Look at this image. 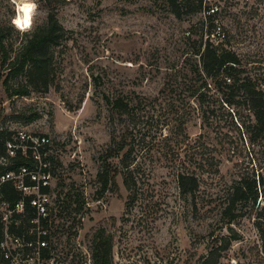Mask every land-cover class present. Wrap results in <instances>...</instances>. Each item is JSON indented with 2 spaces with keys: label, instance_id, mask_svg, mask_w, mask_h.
I'll return each instance as SVG.
<instances>
[{
  "label": "rangeland",
  "instance_id": "obj_1",
  "mask_svg": "<svg viewBox=\"0 0 264 264\" xmlns=\"http://www.w3.org/2000/svg\"><path fill=\"white\" fill-rule=\"evenodd\" d=\"M205 1L221 7L226 34L223 44L210 38L264 81V0ZM28 3L36 5L31 24L20 28L14 18ZM202 11L184 8L178 17L165 0H0V21L20 29L9 35L16 48L23 31L45 25L50 13L67 29L48 90L11 94L21 78L9 81V91L0 86V130L49 137L43 148L52 160V201H65L60 244L73 255L68 264L91 258L99 229L113 238V264H203L224 237L237 239L216 264H264V222L258 229L253 213L229 225L219 212L217 194L233 179L240 145L215 82L200 88ZM115 97L129 104L128 116L112 113L106 101ZM114 134L127 138L135 184L129 190L118 173L101 195L97 175ZM204 142L220 155L221 175L202 178L196 208L180 192L177 169ZM122 155L111 159L119 170Z\"/></svg>",
  "mask_w": 264,
  "mask_h": 264
},
{
  "label": "trees",
  "instance_id": "obj_2",
  "mask_svg": "<svg viewBox=\"0 0 264 264\" xmlns=\"http://www.w3.org/2000/svg\"><path fill=\"white\" fill-rule=\"evenodd\" d=\"M46 4L50 0H44ZM171 11L178 17L182 10L198 12L204 10V0H165ZM206 2V1H205ZM209 20L201 23L198 30L209 34L203 41L202 34L200 45L195 49L199 56L200 69L196 71L200 85L209 90V79L215 82L217 91L223 96V103L230 107L232 113L230 124L237 132L239 142L235 153L239 158L234 161L233 179L225 183L219 189L217 196L221 218L226 224H235L239 219L256 214L255 224L263 230L264 222V81L256 72L250 71L241 57L232 49L223 47L224 41L215 44L210 35L216 30L215 16L210 14ZM13 30L20 32L14 24H4L0 21V86L4 84L6 90H10L11 79L21 78L12 90L13 95H27L31 90H48L53 82L54 54L58 46L66 40L67 29L59 21L55 13L48 15L45 25L36 27L32 32L23 31L27 38L19 47L9 40ZM206 36V35H205ZM198 101L203 104L205 93H200ZM112 113L120 116L129 115V104L120 97L107 99ZM201 104V105H202ZM132 119L135 120L133 116ZM14 132L0 130V159L6 161V165L0 163V170H16L21 166L34 167L37 159L29 148L27 156L18 150L16 155L10 156L7 143L13 140ZM127 138L117 140L112 135L108 149L102 162V169L97 175L101 184V195L116 185V175L124 176L126 187L131 190L135 184V169L132 167L134 158L131 157V149H126ZM122 155L121 170L111 163V159ZM187 154V153H186ZM185 154V157L187 156ZM45 163L52 162L50 156L43 155ZM220 155L206 143H198L195 151L188 155V159L181 161L177 169V179L181 194L187 199H192L197 208L196 194L200 191L203 177L221 175ZM46 170H51L46 167ZM48 190V188L46 189ZM14 196L18 195L14 193ZM84 201L78 204L77 210L83 208ZM225 244L221 247H212L204 259L203 264H216L223 251L231 245L232 239L237 237H224ZM113 238L105 229L95 232L91 254L94 264H113Z\"/></svg>",
  "mask_w": 264,
  "mask_h": 264
},
{
  "label": "built area",
  "instance_id": "obj_3",
  "mask_svg": "<svg viewBox=\"0 0 264 264\" xmlns=\"http://www.w3.org/2000/svg\"><path fill=\"white\" fill-rule=\"evenodd\" d=\"M205 3L206 8L202 11L205 20L210 14L215 16L216 30L211 35L217 43L222 42L226 34L216 16L222 9L218 3ZM186 34L190 35L191 31ZM49 141L46 135L31 137L20 132L14 133L13 140L7 143L10 156L16 155L18 150L27 156L30 148L38 162L32 168L21 166L16 170H0V264H68L73 259V255L67 257L60 244L65 235L60 221L62 212H66L62 205L65 201L58 200L56 204L52 201L53 174L46 170L49 163L42 160L43 147ZM0 163L6 165L4 159H0ZM92 260L91 254L85 264H91Z\"/></svg>",
  "mask_w": 264,
  "mask_h": 264
},
{
  "label": "clouds",
  "instance_id": "obj_4",
  "mask_svg": "<svg viewBox=\"0 0 264 264\" xmlns=\"http://www.w3.org/2000/svg\"><path fill=\"white\" fill-rule=\"evenodd\" d=\"M35 7H36V5L34 3L25 4V6H24V16H23L22 20L21 19L14 20V23L17 24V26L21 27V28L27 27L28 24L30 23L29 13ZM17 21H19V23H17Z\"/></svg>",
  "mask_w": 264,
  "mask_h": 264
},
{
  "label": "bare ground",
  "instance_id": "obj_5",
  "mask_svg": "<svg viewBox=\"0 0 264 264\" xmlns=\"http://www.w3.org/2000/svg\"><path fill=\"white\" fill-rule=\"evenodd\" d=\"M23 16H24V12H23L22 15H18V16H16V17L14 18V20H17V19H21V20H22ZM29 16H30V23L28 24V26L31 24V19H32L30 13H29ZM16 25H17V24H16ZM28 26H27V27H28ZM20 28H21V27H20ZM24 28H26V27H24Z\"/></svg>",
  "mask_w": 264,
  "mask_h": 264
},
{
  "label": "snow or ice",
  "instance_id": "obj_6",
  "mask_svg": "<svg viewBox=\"0 0 264 264\" xmlns=\"http://www.w3.org/2000/svg\"><path fill=\"white\" fill-rule=\"evenodd\" d=\"M17 23H19V21H17Z\"/></svg>",
  "mask_w": 264,
  "mask_h": 264
}]
</instances>
